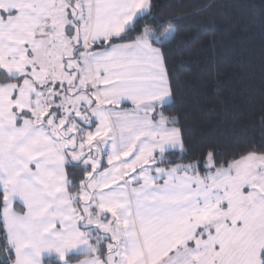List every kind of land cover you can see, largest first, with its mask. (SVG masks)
Instances as JSON below:
<instances>
[{
	"label": "snow or ice",
	"instance_id": "1",
	"mask_svg": "<svg viewBox=\"0 0 264 264\" xmlns=\"http://www.w3.org/2000/svg\"><path fill=\"white\" fill-rule=\"evenodd\" d=\"M162 7L0 0V264H264V142L186 143Z\"/></svg>",
	"mask_w": 264,
	"mask_h": 264
},
{
	"label": "trees",
	"instance_id": "2",
	"mask_svg": "<svg viewBox=\"0 0 264 264\" xmlns=\"http://www.w3.org/2000/svg\"><path fill=\"white\" fill-rule=\"evenodd\" d=\"M156 2L171 5L157 9L164 18L180 17L167 54L170 66L186 70L172 81L165 114L178 118L186 143L230 158L237 147L264 142V0Z\"/></svg>",
	"mask_w": 264,
	"mask_h": 264
},
{
	"label": "crops",
	"instance_id": "3",
	"mask_svg": "<svg viewBox=\"0 0 264 264\" xmlns=\"http://www.w3.org/2000/svg\"><path fill=\"white\" fill-rule=\"evenodd\" d=\"M123 105H129V107H125V108H130L131 107V104L130 103H124ZM123 105H121L123 107ZM54 256H48L47 254H45L43 256V260L46 259V258H53ZM55 259V258H54Z\"/></svg>",
	"mask_w": 264,
	"mask_h": 264
},
{
	"label": "rangeland",
	"instance_id": "4",
	"mask_svg": "<svg viewBox=\"0 0 264 264\" xmlns=\"http://www.w3.org/2000/svg\"><path fill=\"white\" fill-rule=\"evenodd\" d=\"M125 103H130V102H125ZM55 258V256L53 257V259ZM56 259V258H55Z\"/></svg>",
	"mask_w": 264,
	"mask_h": 264
}]
</instances>
